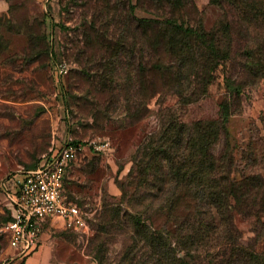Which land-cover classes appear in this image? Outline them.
<instances>
[{"label":"rangeland","instance_id":"374dc122","mask_svg":"<svg viewBox=\"0 0 264 264\" xmlns=\"http://www.w3.org/2000/svg\"><path fill=\"white\" fill-rule=\"evenodd\" d=\"M257 1L264 4V0ZM45 8L47 12L37 0H0V181L18 169L33 168L42 155L69 135L83 142H110L107 152L86 151L68 169L65 194L85 215L87 228L85 232L65 226L59 230L58 248L66 261L98 264L96 248L90 242H94L99 212H105L110 220L113 205L122 203L130 223L131 210L122 199L119 183L125 181L141 140L158 128L160 106L179 114L186 124L217 119L227 107L231 112L227 132L235 160L233 177L252 172L264 175V78L246 82L239 94L225 88L226 78L243 83L252 76L234 66L246 56L235 54L232 36L225 37V45L230 47L227 58L215 69L214 80L199 101L180 105L172 95H157L149 102V116L124 127L121 102L108 119L97 120L90 112V101L93 107L96 103L103 108L98 83L110 77L103 72L106 50L102 44H110L114 33L125 29L126 17L174 16L194 26L200 22L205 30L219 21L230 27L232 7L228 1L51 0ZM120 61L123 64L126 55L120 54ZM120 76L123 79L122 73ZM222 145L221 139L214 152ZM5 219L0 201V227ZM235 222L244 241L253 237L254 219L236 216ZM122 231L128 232L124 224ZM104 237V263L112 264L125 236ZM257 249L263 250L264 244L259 243ZM10 254L7 238L0 232V264H7Z\"/></svg>","mask_w":264,"mask_h":264},{"label":"trees","instance_id":"16d2710c","mask_svg":"<svg viewBox=\"0 0 264 264\" xmlns=\"http://www.w3.org/2000/svg\"><path fill=\"white\" fill-rule=\"evenodd\" d=\"M226 1L232 7L230 27L219 21L205 30L200 22L194 26L174 16L126 17L125 29L116 31L110 44H102L103 72L110 77L98 83L103 108L89 102L92 116L108 119L121 102L124 127L149 116V102L157 95H172L180 105L199 101L213 82L215 69L227 58L230 47L225 37L232 36L235 54L246 56L234 66L252 75L243 83L226 78L225 88L239 94L246 82L263 79L264 4ZM120 54L126 55L123 64ZM104 91L109 94L103 96ZM158 115V128L141 140L125 181L119 183L131 210L130 223L122 203L113 205L110 220L99 212L90 242L98 264H105L107 235L125 236L112 264H264V249H257L264 244V175L233 177L229 109L224 107L217 119L190 124L169 108L160 106ZM221 139L222 148L214 152ZM236 216L254 219L248 241L243 240ZM123 224L128 232L122 231Z\"/></svg>","mask_w":264,"mask_h":264},{"label":"built area","instance_id":"2783aa9c","mask_svg":"<svg viewBox=\"0 0 264 264\" xmlns=\"http://www.w3.org/2000/svg\"><path fill=\"white\" fill-rule=\"evenodd\" d=\"M37 1L46 12L45 7L51 0ZM110 148V142L106 139L75 142L68 137L42 155L34 169H18L0 181L3 213L6 217L0 232L6 236L7 248L11 252L7 264L15 259L21 260L37 250L43 223L47 219L61 218L66 228L85 232V215L76 203L66 197L64 181L69 167L84 152L102 154Z\"/></svg>","mask_w":264,"mask_h":264},{"label":"crops","instance_id":"0c3cea01","mask_svg":"<svg viewBox=\"0 0 264 264\" xmlns=\"http://www.w3.org/2000/svg\"><path fill=\"white\" fill-rule=\"evenodd\" d=\"M68 137H70V135ZM0 201H2L3 204L4 200L1 193ZM64 226V221L61 218L54 217L47 219L43 223L41 240L37 250L25 259L15 260L11 264H77L66 261L60 254L58 248L60 236L58 232L60 229H63ZM87 264L95 263L89 261Z\"/></svg>","mask_w":264,"mask_h":264}]
</instances>
